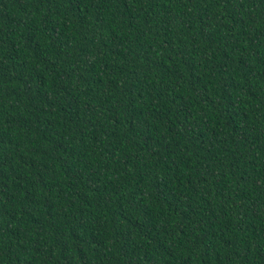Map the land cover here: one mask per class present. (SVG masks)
I'll return each mask as SVG.
<instances>
[{
  "label": "trees",
  "instance_id": "1",
  "mask_svg": "<svg viewBox=\"0 0 264 264\" xmlns=\"http://www.w3.org/2000/svg\"><path fill=\"white\" fill-rule=\"evenodd\" d=\"M0 264H264V0H0Z\"/></svg>",
  "mask_w": 264,
  "mask_h": 264
}]
</instances>
